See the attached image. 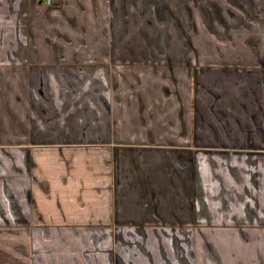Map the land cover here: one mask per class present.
<instances>
[{"label": "crops", "instance_id": "0c3cea01", "mask_svg": "<svg viewBox=\"0 0 264 264\" xmlns=\"http://www.w3.org/2000/svg\"><path fill=\"white\" fill-rule=\"evenodd\" d=\"M259 43L258 0H0V264H264Z\"/></svg>", "mask_w": 264, "mask_h": 264}, {"label": "rangeland", "instance_id": "374dc122", "mask_svg": "<svg viewBox=\"0 0 264 264\" xmlns=\"http://www.w3.org/2000/svg\"><path fill=\"white\" fill-rule=\"evenodd\" d=\"M258 5H260V7H264V0H258ZM260 9V8H259ZM260 13V11H259ZM258 25V24H257ZM260 41H261V37H260ZM255 56H258V60L259 62L262 61V58L264 59V43L261 44L259 43L256 47H255ZM258 54V55H257ZM262 56V57H261ZM258 61H254V65H257L258 67H260V64H256ZM261 75V74H260ZM260 81L261 83H263L262 79L260 78ZM263 85V84H262ZM263 110H264V103H263ZM258 145V144H257ZM263 146L259 147V149L257 148H254V151H258L259 152V155H264V139H263V143H262ZM258 147V146H257ZM259 160L262 161L264 163V156L263 157H260L259 156ZM262 171H263V175H264V165L262 167Z\"/></svg>", "mask_w": 264, "mask_h": 264}, {"label": "built area", "instance_id": "2783aa9c", "mask_svg": "<svg viewBox=\"0 0 264 264\" xmlns=\"http://www.w3.org/2000/svg\"><path fill=\"white\" fill-rule=\"evenodd\" d=\"M37 4L39 5H52L54 4L57 0H35Z\"/></svg>", "mask_w": 264, "mask_h": 264}]
</instances>
